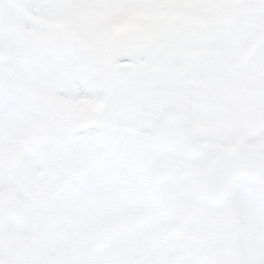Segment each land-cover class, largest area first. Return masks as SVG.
Here are the masks:
<instances>
[{
  "label": "snow or ice",
  "instance_id": "1",
  "mask_svg": "<svg viewBox=\"0 0 264 264\" xmlns=\"http://www.w3.org/2000/svg\"><path fill=\"white\" fill-rule=\"evenodd\" d=\"M0 264H264V0H0Z\"/></svg>",
  "mask_w": 264,
  "mask_h": 264
}]
</instances>
